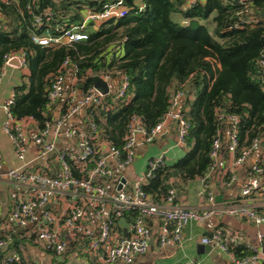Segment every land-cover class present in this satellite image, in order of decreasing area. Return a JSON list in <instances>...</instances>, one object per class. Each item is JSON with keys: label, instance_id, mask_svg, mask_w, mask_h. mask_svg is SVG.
Masks as SVG:
<instances>
[{"label": "built area", "instance_id": "1", "mask_svg": "<svg viewBox=\"0 0 264 264\" xmlns=\"http://www.w3.org/2000/svg\"><path fill=\"white\" fill-rule=\"evenodd\" d=\"M122 3V0H113L99 9L86 8L78 24L55 34L45 30L41 35H32L31 40L40 46L85 40L88 33L96 30L100 23L123 16L125 9ZM25 7H29L28 3ZM49 15L48 9L42 14L34 15L33 24L39 27L43 23L41 17ZM245 21L247 22L246 19ZM59 30V26L53 28V31ZM121 42L122 40L111 48L107 61L116 55ZM13 56L18 58L20 67L25 66L22 54L6 56L0 67V79L4 75L5 67L12 66L7 61ZM256 62L259 67L264 66V52ZM75 71V65L64 59L61 72L53 75L46 90L44 106L47 109L55 107L56 102L62 98L63 107L58 115H53L51 124H46L43 128H38L32 117L13 119L9 112L12 92L4 102L6 121L2 130L11 142L14 156L18 160L24 159L27 148L25 129L32 125L35 131L32 142L36 146L34 159L51 156V161L56 164V174L49 176L21 166L0 172V195L3 185L12 190L7 209H3L0 201L1 230H20L24 234L27 232L32 246L41 247L60 256L66 250V241L59 230V225H62L66 234L77 239H87L85 252L92 260L100 264H133L149 246L152 220L156 221L154 238L157 249L170 248L171 252L182 250L184 228L209 216H228L244 220L255 228L264 227V209L252 203L257 198L264 200V132L252 138L247 147H238V116L220 112L217 118L224 124V128L216 130L211 139L208 150L209 164L203 175L191 179L198 183V196L203 207L197 209L177 205L173 201L176 197L175 185L180 176L177 172L172 173L171 170L164 169L166 150L146 158L144 170L132 182L126 184L123 173L134 159L137 136H141L143 142L149 144L169 122L175 127L173 147L182 151L188 149L190 125L180 110L184 89L169 91L167 108L150 129L146 130L140 118L132 115L126 125L123 143L118 148L97 140L95 123L86 110L92 106H101L109 94H114L112 103L116 97H122L128 86L127 77L119 71L112 73L107 68L91 71L88 76L97 74L107 87V92L102 94L92 83L81 91V88L77 87ZM66 72L72 79L67 90L64 88ZM77 114L81 115L80 123H71L62 133V126ZM61 136L71 140V145L58 148L56 143ZM222 155L228 162L219 173ZM251 157L253 160L245 168L237 197L226 201L218 200L213 192L212 181L215 182L216 177L221 175L219 186L223 189L231 188L238 180V169L243 168ZM69 163H72V168L77 169L79 175L73 174ZM158 169L169 173L166 194L159 203L142 188ZM53 199L65 201L59 214L52 213L47 207ZM77 199L82 200L83 207L87 208L88 212L79 205ZM128 212L133 213L130 226L125 228V232L120 228L118 233L116 228L119 226L116 221ZM89 214L97 222L96 228L89 223ZM34 219L35 225L30 232L26 231L28 222ZM1 236L0 252L9 242L6 234ZM198 242L208 244L220 253L228 255L232 264L264 263V233L259 230L254 234V241L250 242L242 241L234 234L216 227L199 237ZM11 260V255L0 256V264H8ZM76 264L89 263L87 259H82ZM183 264L201 262L190 257Z\"/></svg>", "mask_w": 264, "mask_h": 264}, {"label": "trees", "instance_id": "2", "mask_svg": "<svg viewBox=\"0 0 264 264\" xmlns=\"http://www.w3.org/2000/svg\"><path fill=\"white\" fill-rule=\"evenodd\" d=\"M111 1H0V67L6 56L20 53L27 70L12 90L9 112L13 119L32 117L38 128L51 124L54 107L44 106L46 90L67 59L76 67L81 91L92 83L91 71L107 68L127 77L122 97L112 103L114 94H109L101 106L86 110L95 123L97 140L118 148L132 115L148 130L165 112L169 91L189 88L180 101L190 125L188 149L164 167L177 172L182 181L205 172L211 139L216 130L224 128L217 118L220 112L238 116V147H247L264 132V66L256 62L264 52V0H123L124 15L100 23L85 40L46 46L31 40L45 30L55 34L70 28L80 22L86 8L99 9ZM45 9L50 15L42 16L43 23L37 27L33 16ZM55 26L60 27L58 32L53 31ZM121 40L116 55L107 61L111 48ZM45 158L51 160V156ZM69 164L73 174L79 175ZM39 173L55 175L45 169ZM168 175L158 169L142 186L157 203L166 194ZM121 217L130 223L133 213ZM116 230L119 233V227ZM5 234L9 242L0 256L11 255L8 264H31L21 255L23 232L1 230L0 225V237ZM77 240L78 250L74 248ZM77 240L63 255H83L87 239Z\"/></svg>", "mask_w": 264, "mask_h": 264}, {"label": "crops", "instance_id": "3", "mask_svg": "<svg viewBox=\"0 0 264 264\" xmlns=\"http://www.w3.org/2000/svg\"><path fill=\"white\" fill-rule=\"evenodd\" d=\"M24 67H14L7 66L4 69V75L0 79V172L6 171L8 168L21 166L25 169H37V171L41 169H45V172L56 174V164L54 161L44 158H36L34 156L36 154V146L32 142V136L34 134V129L32 125H29L25 129V134L27 136V148L24 155L23 160H18L13 153L12 145L10 140L4 134L2 130V126L6 121V115L3 108L4 102L10 96L13 88L20 84ZM72 79L69 74L66 72L64 74V88L67 90L69 85L72 83ZM63 99L60 98L53 109V115H58L60 110L63 107ZM80 114H77L75 117L69 119L62 126V133L69 127L71 123L79 124L80 123ZM79 121V122H78ZM175 136V127L172 122L167 123L161 133L149 144H145L141 138V136H137L136 138V146L134 150V159L131 165L124 171L123 178L126 181V184L132 182L143 170H144V161L146 158L150 156H155L161 150H166V163L174 160L176 156V151L173 150ZM57 147L63 148L65 146L71 145V140H67L64 136H61L57 141ZM253 158H249L244 167L238 169L237 182L229 189H223L219 186V181L221 178L216 177L215 182H213V192L218 200H232L235 199L238 195V186L243 179L245 174V168L252 162ZM47 162V163H46ZM49 162L51 165H49ZM227 158L224 159L223 155L220 159L219 173L223 167L227 165ZM55 164V167L53 166ZM112 168V163L110 164ZM47 175V174H46ZM214 180V179H213ZM178 185V189H176V197L173 203L181 206H187L192 208H201L203 207V203L200 201L198 196V183L193 180L182 181L178 179L176 182ZM175 185V186H176ZM12 196V190L7 186L3 185L0 195V201L3 209H7L9 206L10 198ZM77 202L81 207L84 206L82 200L77 199ZM259 208L264 209V200L262 198H257L252 202ZM65 201L63 200H50L47 207L54 214H59L61 212V208L64 207ZM85 208V207H83ZM87 211V208H85ZM88 212V211H87ZM89 223L96 228L97 222L90 216ZM36 219L28 222L26 226V231L31 230L35 225ZM117 226L119 229L121 228L123 232H125V228H129L130 223H124L122 217L117 219ZM156 221H151L152 234L151 239L149 240V246L146 252L136 259L133 264H183L187 258L194 257L197 258L201 264H232L229 260V256L220 253L215 250V255L210 257L207 254H197L196 253V244L198 243L199 237L208 234L212 229L216 227L222 228L226 233L234 234L239 239L248 240L250 242L254 241V234L257 230L264 233V227L260 226L255 228L244 220L231 218L228 216H209L201 222L191 223L189 226L183 229L182 237L184 239L183 247L181 251L171 252L170 248L159 250L155 245L154 234L156 232ZM59 230L63 235V239L66 241V249L70 243H74L77 240L75 236L68 235L64 232L62 225H59ZM20 231V230H18ZM27 233V232H26ZM23 233L24 241L20 245L21 255L23 259L29 258L32 262L31 264H76L82 259H86V253L83 252V255H78L76 252L69 253L67 255H52L46 250L38 246H32L29 242L28 235ZM192 236V238H189ZM80 243L78 240L75 243V247L77 250L80 248ZM83 251V250H82ZM92 264H100L99 262L93 261L91 258ZM264 264V263H258Z\"/></svg>", "mask_w": 264, "mask_h": 264}, {"label": "water", "instance_id": "4", "mask_svg": "<svg viewBox=\"0 0 264 264\" xmlns=\"http://www.w3.org/2000/svg\"><path fill=\"white\" fill-rule=\"evenodd\" d=\"M123 1V0H122ZM10 65L14 66V67H18L19 63H18V58L16 56L11 57L8 61H7ZM91 81H92V85L93 87L100 93L104 94L107 92V87L105 85V83L98 77L97 74H93L91 77ZM77 87L81 88L82 84L81 83H77ZM189 88L185 87L184 88V95H186V93L188 92ZM117 188H119V184H117ZM196 253L199 254H207L208 256L212 257L215 255V249L211 248L210 245L208 244H202V243H197L196 244Z\"/></svg>", "mask_w": 264, "mask_h": 264}, {"label": "rangeland", "instance_id": "5", "mask_svg": "<svg viewBox=\"0 0 264 264\" xmlns=\"http://www.w3.org/2000/svg\"><path fill=\"white\" fill-rule=\"evenodd\" d=\"M26 72H27V70L24 68L23 73H26ZM173 150L176 151V156H177L176 158H180L183 155V153L185 152V151L179 150L176 147H173Z\"/></svg>", "mask_w": 264, "mask_h": 264}]
</instances>
